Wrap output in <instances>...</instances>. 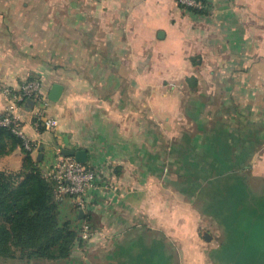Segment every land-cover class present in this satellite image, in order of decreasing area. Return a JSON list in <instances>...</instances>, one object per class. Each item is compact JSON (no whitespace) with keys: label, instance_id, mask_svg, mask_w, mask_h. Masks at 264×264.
<instances>
[{"label":"crops","instance_id":"1","mask_svg":"<svg viewBox=\"0 0 264 264\" xmlns=\"http://www.w3.org/2000/svg\"><path fill=\"white\" fill-rule=\"evenodd\" d=\"M200 3L0 0V83L37 80L46 97L62 86L44 111L56 127L36 131L22 106L31 157L45 173L61 150H85L96 175L82 218L72 200L58 206L91 230L58 263L227 261L208 230L219 219L197 202L212 181L264 179V0ZM23 158L0 156V171Z\"/></svg>","mask_w":264,"mask_h":264},{"label":"trees","instance_id":"2","mask_svg":"<svg viewBox=\"0 0 264 264\" xmlns=\"http://www.w3.org/2000/svg\"><path fill=\"white\" fill-rule=\"evenodd\" d=\"M180 8L188 12L199 10ZM17 148L24 152L21 168L0 171V261L31 264L36 260H67L74 246H81L79 230L69 221L60 222L54 181L43 177L39 162L24 150L18 138L0 128V156ZM236 167L241 168L231 163L223 171L237 173ZM262 232H257V236Z\"/></svg>","mask_w":264,"mask_h":264},{"label":"rangeland","instance_id":"3","mask_svg":"<svg viewBox=\"0 0 264 264\" xmlns=\"http://www.w3.org/2000/svg\"><path fill=\"white\" fill-rule=\"evenodd\" d=\"M242 176L210 182L197 202L198 208L207 205L211 215L221 223L216 228L209 226L208 230L215 240L214 251L227 260L224 264H264V179L252 178L250 173ZM223 190L229 191L228 195H223ZM62 221L64 219H60ZM83 223L75 222L72 226L79 230ZM248 228L249 234L245 235ZM260 231L263 232L257 236ZM0 264L19 263L1 260ZM31 264L62 263L36 260Z\"/></svg>","mask_w":264,"mask_h":264},{"label":"built area","instance_id":"4","mask_svg":"<svg viewBox=\"0 0 264 264\" xmlns=\"http://www.w3.org/2000/svg\"><path fill=\"white\" fill-rule=\"evenodd\" d=\"M179 7L199 9L201 3L198 0H175ZM0 94L5 98V105L0 113V128L7 130L11 135L22 142L25 151L32 153L34 146L23 131L24 115L23 104L27 100L33 103L30 123L32 127L39 129H52L57 126V121L48 118L45 110L50 102L41 93V84L37 80H27L17 88L8 87L0 83ZM45 179L54 181L55 198L58 203L72 200L76 213L84 212L85 196L90 190L96 188V175L94 171L77 163L72 157L59 156L53 166L42 173ZM90 225L83 223L79 229L78 237L81 241L88 239Z\"/></svg>","mask_w":264,"mask_h":264},{"label":"water","instance_id":"5","mask_svg":"<svg viewBox=\"0 0 264 264\" xmlns=\"http://www.w3.org/2000/svg\"><path fill=\"white\" fill-rule=\"evenodd\" d=\"M61 94H62V86L59 84H53L48 92L47 99L51 103H57L59 101ZM39 151H41V148H39ZM60 155L63 157H72L77 163L82 165L86 164L87 162V153L85 150L75 151V150L63 149L61 150ZM83 214L84 212L80 210L78 212V218H82ZM204 239L207 241L210 240V237L207 233L204 235Z\"/></svg>","mask_w":264,"mask_h":264}]
</instances>
